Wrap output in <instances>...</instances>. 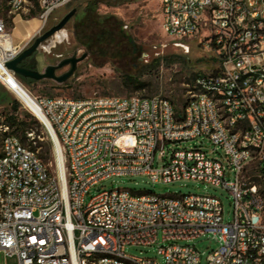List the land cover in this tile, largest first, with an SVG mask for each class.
<instances>
[{"label": "built area", "instance_id": "1", "mask_svg": "<svg viewBox=\"0 0 264 264\" xmlns=\"http://www.w3.org/2000/svg\"><path fill=\"white\" fill-rule=\"evenodd\" d=\"M74 1L4 0L0 70ZM160 10L163 33L178 42L199 40L216 56L217 72L195 81L181 111L159 97L34 98L52 131L36 117L58 172L2 127L0 264H158L125 252L156 245L165 264H199L197 248L181 243L204 236L218 243L207 264H264V0H162ZM25 16H32L29 24L38 18L39 27L32 39L15 44L16 21ZM197 139L222 150L224 159L199 148L166 156L170 145ZM136 176L223 188L234 220L225 223L221 201L209 195L118 188L99 189L88 201L102 182Z\"/></svg>", "mask_w": 264, "mask_h": 264}, {"label": "rangeland", "instance_id": "2", "mask_svg": "<svg viewBox=\"0 0 264 264\" xmlns=\"http://www.w3.org/2000/svg\"><path fill=\"white\" fill-rule=\"evenodd\" d=\"M161 1L75 0L72 5L56 12L40 35L58 24L68 12L74 9L76 3L85 7L88 3L95 2L98 3V15L109 16L114 19L110 23V27L114 31L111 30L112 34L109 36L106 34L102 41L103 49L88 48V42H94L92 37L95 30L91 27L79 28L72 21L63 32L56 35L58 37L57 43L52 41L44 45L39 55V68L44 70L47 66L57 65L63 59L70 58L75 54L80 57L87 53V59L77 66L74 76L64 84L44 80L26 85L19 79L20 82L15 79L33 99L66 98L78 100L107 96L120 98L159 97L170 100L177 111H181L194 93L195 81L199 77L214 75L217 72V58L212 51L204 48L197 39L178 42L163 33ZM4 10V0H0V17H5ZM31 18L32 16H25L22 21H16L21 33L14 30V24L10 23V29L14 30V39L19 38L18 44L26 43L36 34L39 27L38 18H34L35 20L33 19L31 24L26 23L27 19L31 20ZM130 38L135 42L134 47L130 44ZM69 68L62 69L57 75L67 72ZM128 77L138 80L139 83L145 85V88L135 91L133 87L127 86L125 82ZM3 91L6 92V90ZM10 96L19 103L18 113L21 118L26 114L35 117L14 95L10 94ZM10 116H12V110L5 105L0 106V145L3 139L1 129L6 126L5 120ZM35 119L40 126L33 127L34 130L28 132V140L25 144H32L33 147L37 148L39 154L50 151L49 159L43 160V162L53 174H56L58 163L53 145L43 125L36 117ZM12 132L15 133L14 129ZM193 148L203 149L211 158L224 159L222 150L215 153L213 151L214 146L202 139L170 145L166 149V156L169 152L177 149ZM162 164L163 162L160 160L159 163L158 159L156 166ZM118 188L130 190L135 194L214 196L222 203L225 223H231L234 220L233 200L225 189L194 181L164 184L161 181L153 183L148 177L143 176L112 178L91 189L88 201L95 196L99 189L108 191ZM181 244L192 245L197 248L200 255L199 264H207L209 254L218 248V243L211 236H204L189 243ZM125 252L130 257L149 258L156 260L158 264H165L164 258L158 255L157 245L152 247L128 246Z\"/></svg>", "mask_w": 264, "mask_h": 264}, {"label": "water", "instance_id": "3", "mask_svg": "<svg viewBox=\"0 0 264 264\" xmlns=\"http://www.w3.org/2000/svg\"><path fill=\"white\" fill-rule=\"evenodd\" d=\"M77 14V9L68 12L58 24L51 27L41 36L34 39L33 43L25 48L13 61L7 63L6 68L10 70L17 79L23 84L31 85L40 81L50 80L57 84L66 83L71 77L74 76L77 66L85 61L88 57L84 53L80 57L75 54L70 58L63 59L57 65L47 66L44 70L39 68V55L45 44L51 43L54 37L65 30L66 26L72 21ZM130 44L134 47L135 42L132 38L129 39ZM31 63V66L29 65ZM70 67L69 70L61 75L57 72ZM1 89V85H0Z\"/></svg>", "mask_w": 264, "mask_h": 264}, {"label": "trees", "instance_id": "4", "mask_svg": "<svg viewBox=\"0 0 264 264\" xmlns=\"http://www.w3.org/2000/svg\"><path fill=\"white\" fill-rule=\"evenodd\" d=\"M131 1V0H129ZM135 1V0H132ZM79 2V1H78ZM73 4V3H72ZM71 4V5H72ZM98 3L90 2L85 7H82L80 3H76L74 9H77V14L72 19L77 27H91L95 30L93 35V43L88 42L87 47H97V50L103 49V43L106 34L109 36L112 34L113 28L111 29L110 23L114 21L112 17L101 16L97 14ZM36 17V15H34ZM71 21V22H72ZM112 30V31H111ZM121 42V41H120ZM123 45V44H122ZM126 85L133 87L135 91H139L145 88L144 84L139 83L138 80L128 77L126 79ZM4 90V89H2ZM6 97V102L0 106H7L12 110V116L6 118V126L14 129V134L20 138L23 144L28 140L27 134L33 131V127H39L38 121L32 115L26 114L21 118L19 112V103L13 100L8 92H4ZM38 136H40L38 134ZM31 147L32 144H30ZM36 148V147H35ZM50 156V151L40 154L42 160H48Z\"/></svg>", "mask_w": 264, "mask_h": 264}, {"label": "bare ground", "instance_id": "5", "mask_svg": "<svg viewBox=\"0 0 264 264\" xmlns=\"http://www.w3.org/2000/svg\"><path fill=\"white\" fill-rule=\"evenodd\" d=\"M36 23V22H35ZM34 26V25H33ZM54 43L58 42V37L55 36L53 39ZM0 80L10 89L13 95L26 107L29 111L42 122H44L49 130L51 131L50 125L44 118L40 108L38 107L35 100L24 90L21 84L14 78L13 74L2 67L0 70ZM52 132V131H51ZM59 164L61 170H63L62 158L60 155V150L58 149Z\"/></svg>", "mask_w": 264, "mask_h": 264}, {"label": "flooded vegetation", "instance_id": "6", "mask_svg": "<svg viewBox=\"0 0 264 264\" xmlns=\"http://www.w3.org/2000/svg\"><path fill=\"white\" fill-rule=\"evenodd\" d=\"M29 65L31 66V63H29ZM58 73L59 71L57 72V74ZM5 102H6V97H5L4 91L0 89V105L4 104Z\"/></svg>", "mask_w": 264, "mask_h": 264}, {"label": "crops", "instance_id": "7", "mask_svg": "<svg viewBox=\"0 0 264 264\" xmlns=\"http://www.w3.org/2000/svg\"><path fill=\"white\" fill-rule=\"evenodd\" d=\"M18 40H19L18 37H17L16 39H14L15 44H18ZM14 78H15V77H14Z\"/></svg>", "mask_w": 264, "mask_h": 264}]
</instances>
